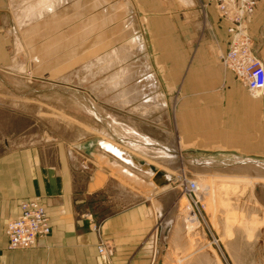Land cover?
<instances>
[{
    "label": "rangeland",
    "instance_id": "rangeland-1",
    "mask_svg": "<svg viewBox=\"0 0 264 264\" xmlns=\"http://www.w3.org/2000/svg\"><path fill=\"white\" fill-rule=\"evenodd\" d=\"M126 1L131 8L128 19L146 45L129 60L145 97L158 92L165 94L167 109L162 122L156 120L157 113L145 117L133 106L115 105L109 99L117 93L115 90L105 92L101 86L96 92L92 84L103 80L106 74L102 71L91 77L89 70L79 63L51 74L48 57L39 61L27 54L25 46L17 50L10 0H0V157L22 154L24 168L27 165L24 154H31L39 166L46 165L56 174L65 170L78 191L88 182L93 188L99 179L102 182L96 187L106 186L107 190L85 198L90 214L93 206L106 215L139 203L157 205L161 208L157 221L152 217L147 225L149 237L157 242L155 256L159 264H264V101L253 149L240 152L185 141L176 123L178 85L168 77L170 64L159 62L156 49L151 46L147 28L150 13L139 7L137 0ZM193 1L195 5L188 6L179 0H156L163 12L169 4L187 12L188 18L197 11L202 24L197 35L209 36L211 27L206 8L211 2ZM146 53L152 80L144 75ZM260 58L264 62V51ZM246 92L251 98L264 99V92L260 96ZM76 101L92 112L88 113ZM107 114L134 128L139 138L128 136ZM101 129L112 131L116 138L103 136ZM99 139L105 147H116L148 164L152 161L150 165L168 175V180L158 185L146 171L117 160L129 172L137 174L139 180L124 175L122 167L107 163L114 156L98 148ZM139 142L150 151L169 155L173 161L166 163L143 155L133 148ZM189 147L196 151H188ZM218 149L223 152L211 154ZM237 157L261 164L237 162ZM213 161L217 162L216 168L205 167ZM188 179L197 183L191 197L185 190ZM34 197L38 198H31Z\"/></svg>",
    "mask_w": 264,
    "mask_h": 264
},
{
    "label": "crops",
    "instance_id": "crops-1",
    "mask_svg": "<svg viewBox=\"0 0 264 264\" xmlns=\"http://www.w3.org/2000/svg\"><path fill=\"white\" fill-rule=\"evenodd\" d=\"M150 1L137 0L139 7L150 13L147 28L157 59L170 64L168 77L178 85V132L190 144L240 152L253 149L264 99L251 98L219 60L228 45V23L219 19L209 3L206 9L211 35L205 33L199 38L202 24L197 11H190L188 18L187 12L172 4L163 12L160 2ZM179 1L195 5L193 0ZM247 31L260 56L264 51V0L248 20ZM99 141L98 148L102 149ZM187 150L196 151L191 147ZM218 152L223 151L211 154ZM24 155V168L22 154L0 157V264H159L157 242L149 237L147 225L152 217L157 221L154 206L139 203L106 215L93 206L90 214L85 198L105 192L106 186L96 187L95 182L91 188L88 182L78 191L65 170L56 174L46 165L39 166L31 154ZM32 196L39 198L48 213L50 233L32 248L8 249L6 223L20 213L19 203ZM100 241L113 248L112 255L97 252Z\"/></svg>",
    "mask_w": 264,
    "mask_h": 264
},
{
    "label": "bare ground",
    "instance_id": "bare-ground-1",
    "mask_svg": "<svg viewBox=\"0 0 264 264\" xmlns=\"http://www.w3.org/2000/svg\"><path fill=\"white\" fill-rule=\"evenodd\" d=\"M9 4L15 29L14 44L17 50L25 46L27 54L39 61L48 57L46 62H48L47 66L50 67L48 69L51 74L60 73L79 63L89 70L91 77L102 71L106 74L103 80L92 84L96 92H99L101 86L104 87L105 92L115 90L117 93L109 98L114 100L115 105L122 108L133 106V109L145 117L157 113L159 115L156 120L162 122L163 114L166 115L165 110L167 109L165 94L158 92L153 97H145V91L137 81V72L135 73L129 60L135 51H142L146 45L136 32L134 24L128 19L131 8L126 0H10ZM145 60L144 75L152 80L154 77L151 73L148 53L145 54ZM94 68L97 69L96 72ZM147 77L142 78L147 79ZM76 102L81 106L78 101ZM85 110L88 113L92 112L87 108ZM107 117L128 136L139 138L140 134L134 128L122 124L111 114H107ZM100 132L110 140L116 138L112 131L111 133L106 129H101ZM103 143L99 142L101 148L111 151L110 154H115L113 159L107 163L122 167L124 175L139 180L136 174L129 172L120 162L143 169L152 177L159 173L150 165L153 164L152 161L148 164L116 147H105ZM133 148L143 155L160 159L166 163L173 161L169 155L165 156L156 150L150 151L140 142L134 144ZM176 148L180 151L177 146ZM123 154L136 159L138 164L132 162L129 157L125 158ZM237 158V162L258 164V166L261 164L256 160ZM142 163L149 165V169L142 168ZM216 163L213 161L212 165L205 167L216 168L214 166ZM166 177L169 178L168 175ZM140 181L146 183L143 179ZM100 182L98 179L96 185ZM155 207L157 217L160 209L157 205Z\"/></svg>",
    "mask_w": 264,
    "mask_h": 264
},
{
    "label": "built area",
    "instance_id": "built-area-1",
    "mask_svg": "<svg viewBox=\"0 0 264 264\" xmlns=\"http://www.w3.org/2000/svg\"><path fill=\"white\" fill-rule=\"evenodd\" d=\"M262 0H210L219 19L228 23V45L219 60L225 69L252 95L264 92V62L254 51L247 31V22ZM197 189L194 180L185 181L186 194L191 197ZM20 213L8 220L5 234L8 249H27L36 246L39 239L50 233L49 216L39 198L24 199L19 203ZM101 255L110 256L113 248L100 241L96 246Z\"/></svg>",
    "mask_w": 264,
    "mask_h": 264
},
{
    "label": "water",
    "instance_id": "water-1",
    "mask_svg": "<svg viewBox=\"0 0 264 264\" xmlns=\"http://www.w3.org/2000/svg\"><path fill=\"white\" fill-rule=\"evenodd\" d=\"M106 151V150H105ZM108 152H111V151H108ZM113 155H115V154H113ZM123 156L125 157V158H127V157H129L128 155H126V154H123ZM130 158V157H129ZM131 160H132V162H134L135 164H138V161L136 160V159H134V158H130ZM133 166V165H132ZM141 166H142V168H144V169H149V165H147V164H145V163H142L141 164ZM135 167V166H134ZM143 170V169H142ZM153 180H154V182L156 183V184H158V185H162L164 182H166V180H168V178L166 177V175H164V174H161V173H156V174H154V176H153Z\"/></svg>",
    "mask_w": 264,
    "mask_h": 264
}]
</instances>
